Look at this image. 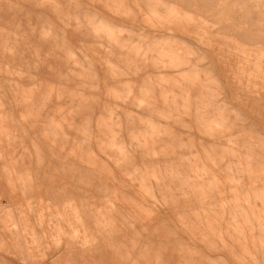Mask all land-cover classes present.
<instances>
[{"label": "rangeland", "instance_id": "374dc122", "mask_svg": "<svg viewBox=\"0 0 264 264\" xmlns=\"http://www.w3.org/2000/svg\"><path fill=\"white\" fill-rule=\"evenodd\" d=\"M0 264H264V0H0Z\"/></svg>", "mask_w": 264, "mask_h": 264}]
</instances>
